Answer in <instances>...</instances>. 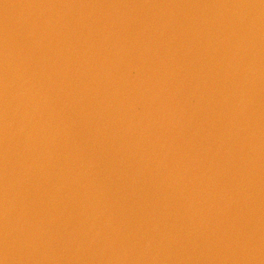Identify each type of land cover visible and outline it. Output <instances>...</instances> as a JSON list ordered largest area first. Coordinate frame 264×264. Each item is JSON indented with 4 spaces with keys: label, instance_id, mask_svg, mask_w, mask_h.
Listing matches in <instances>:
<instances>
[{
    "label": "water",
    "instance_id": "obj_1",
    "mask_svg": "<svg viewBox=\"0 0 264 264\" xmlns=\"http://www.w3.org/2000/svg\"><path fill=\"white\" fill-rule=\"evenodd\" d=\"M0 264H264V0H0Z\"/></svg>",
    "mask_w": 264,
    "mask_h": 264
}]
</instances>
